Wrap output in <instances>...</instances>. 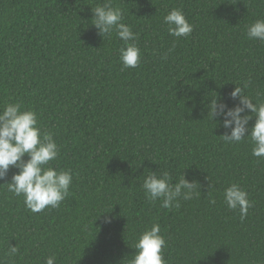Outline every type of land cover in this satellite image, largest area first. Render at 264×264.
I'll list each match as a JSON object with an SVG mask.
<instances>
[{
	"label": "trees",
	"instance_id": "trees-1",
	"mask_svg": "<svg viewBox=\"0 0 264 264\" xmlns=\"http://www.w3.org/2000/svg\"><path fill=\"white\" fill-rule=\"evenodd\" d=\"M0 264H264V0H0Z\"/></svg>",
	"mask_w": 264,
	"mask_h": 264
}]
</instances>
